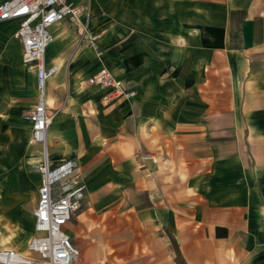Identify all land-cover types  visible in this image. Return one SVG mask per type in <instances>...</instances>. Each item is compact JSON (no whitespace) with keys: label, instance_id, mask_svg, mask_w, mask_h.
<instances>
[{"label":"crops","instance_id":"crops-1","mask_svg":"<svg viewBox=\"0 0 264 264\" xmlns=\"http://www.w3.org/2000/svg\"><path fill=\"white\" fill-rule=\"evenodd\" d=\"M70 2L88 13L57 23L44 62L58 66L46 81L47 157L73 160L84 186L65 227L75 264H264V0ZM17 27L0 22V36L13 35L21 61ZM101 49H118L117 62ZM101 68L134 95L108 100L87 85ZM31 172L28 196L26 181L0 193V233L18 252L33 234Z\"/></svg>","mask_w":264,"mask_h":264},{"label":"built area","instance_id":"built-area-1","mask_svg":"<svg viewBox=\"0 0 264 264\" xmlns=\"http://www.w3.org/2000/svg\"><path fill=\"white\" fill-rule=\"evenodd\" d=\"M87 13V7L75 6L70 0L0 2V22L18 21L15 37L21 44V63L35 73V102L25 119L30 126V143L41 148V160L32 167L40 178L35 207L31 212L33 234L23 252L0 249V264H75L78 258L65 227L84 186L75 176L73 160L51 165L47 157L46 133L54 113L46 107V81L58 66H46L44 54L53 41L52 25L60 21L75 22ZM87 39L93 45L95 37ZM86 84L106 91L108 100L129 99L134 95L133 91H125L122 83L105 68L88 77Z\"/></svg>","mask_w":264,"mask_h":264},{"label":"rangeland","instance_id":"rangeland-1","mask_svg":"<svg viewBox=\"0 0 264 264\" xmlns=\"http://www.w3.org/2000/svg\"><path fill=\"white\" fill-rule=\"evenodd\" d=\"M98 16H101L99 12L95 14L94 19ZM58 26L59 24L56 23L50 27V31L53 33V42L46 48V58L49 56L50 47L57 44V38L63 36L64 31L57 30ZM66 26L75 32V42L78 43L81 39V32H79L78 27L75 29V25L71 24H66ZM3 27L7 28L6 32L14 29L12 24L3 25ZM9 38V44H6L4 38L0 36V193L12 187L17 189L20 182L26 181L28 186L24 189V195L28 196L31 193V183L35 178L31 172L32 167L41 160V155L36 162L26 160V153L31 144L25 115L30 107L28 103L31 100L33 87L30 71L20 61L19 46L12 34L9 35ZM100 51L107 53L108 60L112 64L117 62L118 49H101ZM20 103L25 104L21 111H14L15 106ZM28 202L27 200L26 205ZM28 204V208H26L31 210V202ZM73 221L74 211L69 222L72 223ZM20 222L21 227L28 228V222L27 220L23 221V216H20ZM20 233L23 232L20 231ZM28 238L29 236L26 242ZM15 241L18 242V240ZM10 242L7 234L0 233V249H10Z\"/></svg>","mask_w":264,"mask_h":264},{"label":"trees","instance_id":"trees-1","mask_svg":"<svg viewBox=\"0 0 264 264\" xmlns=\"http://www.w3.org/2000/svg\"><path fill=\"white\" fill-rule=\"evenodd\" d=\"M237 14V18H234V15ZM244 16V13L243 12H237V13H232V20H233V23H234V26H235V32L236 34L238 33L239 31V24H240V21L241 19L243 18ZM176 258L178 261H180V257L178 255V253H176Z\"/></svg>","mask_w":264,"mask_h":264}]
</instances>
